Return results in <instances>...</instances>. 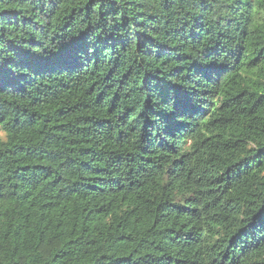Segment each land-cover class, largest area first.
I'll use <instances>...</instances> for the list:
<instances>
[{"label": "trees", "instance_id": "obj_1", "mask_svg": "<svg viewBox=\"0 0 264 264\" xmlns=\"http://www.w3.org/2000/svg\"><path fill=\"white\" fill-rule=\"evenodd\" d=\"M0 264H264V0H0Z\"/></svg>", "mask_w": 264, "mask_h": 264}]
</instances>
